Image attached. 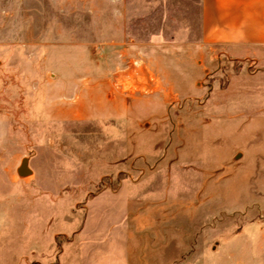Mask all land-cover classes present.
Listing matches in <instances>:
<instances>
[{
	"label": "rangeland",
	"instance_id": "rangeland-1",
	"mask_svg": "<svg viewBox=\"0 0 264 264\" xmlns=\"http://www.w3.org/2000/svg\"><path fill=\"white\" fill-rule=\"evenodd\" d=\"M198 9L199 0H0V264H145V229L159 222L186 246L154 254L218 257L219 227L264 225L257 151L219 165L262 127L264 55L184 56L177 46L197 41ZM113 93L138 107L102 120L107 108L88 94ZM147 103L162 106L160 119ZM83 105L92 118L77 113ZM156 126L166 134L149 135ZM136 140L143 154L153 141L183 144L191 163L131 172ZM23 158L32 174L21 178Z\"/></svg>",
	"mask_w": 264,
	"mask_h": 264
},
{
	"label": "crops",
	"instance_id": "crops-1",
	"mask_svg": "<svg viewBox=\"0 0 264 264\" xmlns=\"http://www.w3.org/2000/svg\"><path fill=\"white\" fill-rule=\"evenodd\" d=\"M198 22L199 30L198 33L194 34V38L197 41L189 45L179 43L177 46L178 51L184 56L187 51H193L195 55L199 56L214 54L217 56L222 55L235 61L255 60V62H259L260 56L264 55V0H199ZM102 97L103 95L100 94L97 101H95L91 98V94H88V101L89 103L97 102L107 108L105 110L106 116L102 119L105 121H114L117 116L122 117V110L130 112L132 107H138L137 103L123 104L121 99L114 93L111 98L106 95ZM83 102L86 103L85 100ZM146 107L151 111V119L157 120L162 117V111L160 110L162 106H158L155 103H147ZM82 108V112L77 111V113L83 118H92L86 106L83 105ZM72 111L65 110L63 113L58 109H55V111L51 109L50 115L51 117L60 118L64 114V117L69 118L74 113ZM211 111L213 110H210V115ZM256 123L262 127H258L254 133L250 134V132H247L249 135L247 133L244 135L242 143L244 149H238L234 146L227 150L222 162L219 163L220 166L230 165L235 158L237 159L240 151V160L244 159L245 152L251 155V153L254 154L257 151L259 163L262 165V162H264L262 161L264 160V113L263 117H259ZM156 128L149 135L166 134L165 128L162 130L163 132L160 131L161 128L159 126H156ZM253 136L257 137V144L251 146V138ZM135 145V150L141 151V159H133L129 163L128 168L131 172L137 171L141 164L150 168L153 172L163 169L165 165L169 169L174 167L173 165L181 167L191 163L190 160L185 159L186 152L184 151L185 149L182 150L183 144L173 145L170 148V145L169 147L165 146L163 141L160 143L153 141L148 144L146 151H149V153L147 154H143L145 148L139 145L137 140ZM181 155H183L182 164L180 163ZM117 171L118 173L122 172L121 162H114L113 164V172ZM161 211L164 213V210ZM167 227L162 222L146 226L145 246L149 249L144 259L145 264H170L171 262L179 263L184 261L192 262L193 264H264V225L260 222H246L236 229L229 226L225 228L219 227L220 230L217 229L216 232L219 233L221 231L223 234L221 232L216 234L219 240H223L221 249L227 251V253L222 254L219 251L220 241L215 240L213 242L214 245L216 244L215 249H211V252L218 253V257H208L200 254L192 258V260L180 259V255L175 256L179 259L172 258L171 255L164 254V250L160 254L158 251L154 254L155 247L186 246V235L176 234L172 241L169 234H165V230H168ZM177 230L184 231L180 226ZM254 237L258 238L256 245L252 243ZM125 261L127 264L131 263L130 258H126ZM14 262H16L15 258L11 257L9 263ZM71 262L73 264L95 263L93 260L83 257L74 258Z\"/></svg>",
	"mask_w": 264,
	"mask_h": 264
},
{
	"label": "water",
	"instance_id": "water-1",
	"mask_svg": "<svg viewBox=\"0 0 264 264\" xmlns=\"http://www.w3.org/2000/svg\"><path fill=\"white\" fill-rule=\"evenodd\" d=\"M29 159L23 158L20 162L19 167L17 168V175L21 178L27 177L32 174L31 169L28 166Z\"/></svg>",
	"mask_w": 264,
	"mask_h": 264
}]
</instances>
